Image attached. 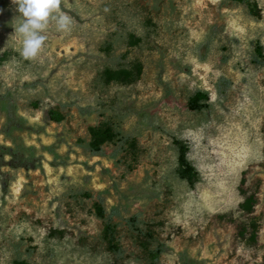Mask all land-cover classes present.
<instances>
[{
  "label": "rangeland",
  "instance_id": "1",
  "mask_svg": "<svg viewBox=\"0 0 264 264\" xmlns=\"http://www.w3.org/2000/svg\"><path fill=\"white\" fill-rule=\"evenodd\" d=\"M22 22L0 0V264H264V0H59L32 59ZM137 65L133 82L104 79ZM197 90L209 105L190 110ZM103 126L116 136L93 154ZM251 221L254 243L238 233Z\"/></svg>",
  "mask_w": 264,
  "mask_h": 264
},
{
  "label": "trees",
  "instance_id": "2",
  "mask_svg": "<svg viewBox=\"0 0 264 264\" xmlns=\"http://www.w3.org/2000/svg\"><path fill=\"white\" fill-rule=\"evenodd\" d=\"M139 73L140 69L137 65L132 68H106L103 72V75L106 82L117 81L121 83H130L137 79ZM208 105V94L202 90H197L192 95H190L186 103L188 109L197 111L207 108ZM45 117L49 121L54 122H59L63 119V116L58 111L51 108L46 110ZM115 136L116 133L109 126L90 128L89 139L87 141L89 151L93 154L99 153L102 149V145L105 142L111 141ZM172 141L177 151V165L175 168V173L180 179L185 180L189 186H194V184L199 179V172L187 157V152L189 149L188 144L185 140L176 137H174ZM21 163H23L26 167H30L32 166V159H22ZM242 193L244 194V198L239 204V209L246 214H250L253 212L255 195L253 193L246 194L244 190H242ZM97 212L100 216H103L104 214L103 208L100 205L97 206ZM238 233L246 242L254 243L256 241L257 233L256 222H250L248 236L247 228L244 226L240 228ZM102 238L105 241L108 249L115 252L119 251L116 226L109 218H106L104 222Z\"/></svg>",
  "mask_w": 264,
  "mask_h": 264
},
{
  "label": "clouds",
  "instance_id": "3",
  "mask_svg": "<svg viewBox=\"0 0 264 264\" xmlns=\"http://www.w3.org/2000/svg\"><path fill=\"white\" fill-rule=\"evenodd\" d=\"M13 2L23 17V22L15 29L22 37L20 55L24 59H32L38 54L45 40L41 33L46 29L50 16L59 12V0H13ZM52 18L57 20L60 29L67 26V17L56 15Z\"/></svg>",
  "mask_w": 264,
  "mask_h": 264
}]
</instances>
